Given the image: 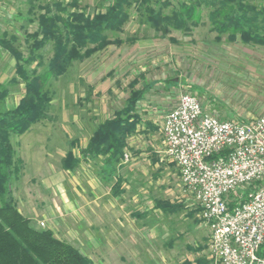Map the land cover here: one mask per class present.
<instances>
[{
	"label": "rangeland",
	"instance_id": "1",
	"mask_svg": "<svg viewBox=\"0 0 264 264\" xmlns=\"http://www.w3.org/2000/svg\"><path fill=\"white\" fill-rule=\"evenodd\" d=\"M220 1L0 0V83L9 90L3 110L20 104L28 81L46 76L40 85L46 97L41 116L24 133L11 136L15 205L31 212L36 228L52 230L92 264H117L122 256L135 257V264H220L210 250L211 232L198 204L182 188L162 132L166 114L186 93L197 96L206 112L222 120L246 123L264 115V41L245 42L240 34L233 39L230 33H218L211 15ZM245 1L264 7V0ZM194 7L197 17L188 18L185 11ZM109 11H115L117 24H104L102 39L75 40L70 25L74 14L92 19ZM43 16L56 20V34L67 44L60 60L55 39L36 47L44 36ZM258 25L264 36V21L259 19ZM9 47L23 57L16 58ZM145 88L136 103L135 128L116 134L118 159L110 164L111 152L86 154L101 126L127 107L132 92ZM48 166L66 174L71 168L65 193L56 187L42 189ZM102 167L111 176L102 182L105 191H122L103 197L96 206L109 209V224L114 221L107 250L100 223L89 218L78 223L65 200L59 199L70 196L79 214L84 213V203L90 201L88 184L101 180ZM43 196H49L57 213L46 219L37 214L43 210ZM121 212L124 242L117 247ZM77 228L83 232L75 233Z\"/></svg>",
	"mask_w": 264,
	"mask_h": 264
},
{
	"label": "built area",
	"instance_id": "2",
	"mask_svg": "<svg viewBox=\"0 0 264 264\" xmlns=\"http://www.w3.org/2000/svg\"><path fill=\"white\" fill-rule=\"evenodd\" d=\"M162 132L182 188L210 229L217 262L264 264V115L222 120L186 93L166 114Z\"/></svg>",
	"mask_w": 264,
	"mask_h": 264
},
{
	"label": "trees",
	"instance_id": "3",
	"mask_svg": "<svg viewBox=\"0 0 264 264\" xmlns=\"http://www.w3.org/2000/svg\"><path fill=\"white\" fill-rule=\"evenodd\" d=\"M195 9L196 7L186 10V16L197 17ZM155 15H151V18L159 24V19ZM117 18L115 11L97 14L92 19L77 13L73 15L75 22H71L70 25L75 33V40L85 42L90 38L97 41L102 39L100 37L102 26L105 24L108 28H114ZM259 19L264 21V7L259 9L245 0H221L211 15V22L218 33H230L233 39L235 35L240 34L245 42L264 41V36L258 32ZM40 24L44 36L37 40L36 47L44 46L51 38L55 39L60 50L58 54L60 60L66 55L67 44L56 34V20L43 16ZM260 27L264 31V26ZM9 48L16 58L23 57L12 47ZM20 74L28 81V76L23 70ZM45 78L46 76H39L28 81V93L20 104L11 110H3L1 106L8 97L9 90L0 83V264H92L77 247L56 237L52 230L36 228L32 220L17 209L14 202L12 185L17 170L11 136L24 133L41 116L46 105V97L40 93V85L46 83ZM147 90L148 88H145L132 92L127 107L118 111L113 120L105 122L90 140L85 150L86 154L111 152L107 159V163L110 164L118 159L121 155V146L118 144L116 134L135 128L136 122L139 121L136 103ZM110 139L115 142H110ZM263 252L264 246L260 254Z\"/></svg>",
	"mask_w": 264,
	"mask_h": 264
},
{
	"label": "crops",
	"instance_id": "4",
	"mask_svg": "<svg viewBox=\"0 0 264 264\" xmlns=\"http://www.w3.org/2000/svg\"><path fill=\"white\" fill-rule=\"evenodd\" d=\"M86 145H87V143H86ZM108 173L109 172H107L105 170V168L103 169V167H102L101 171H100V175H99L101 177V180L96 178V180H94V183L91 182L90 184H88V186H89L88 191H90V201L84 203L85 207H86V211H84V213L80 212V214H79L78 211H80V208L78 207V205L75 206V204H74L75 202L73 201V199L70 196H66V195L65 196H59L60 200L61 199L65 200V208L72 211V213L75 215V218L78 220L77 221L78 223L83 221L82 219H86L88 221V218L90 219L91 223L94 220H96L95 222L100 223V225H101L100 229L103 230L104 233H107V236L105 238V235L102 232L103 248H105L106 250L109 249L108 235H109V233L113 232L114 221H111V224H109V215H108L109 209H107L105 207L103 208V206H102V208H97L96 206H98V201H100L103 197H108V199H109V198H111V196H119V194L122 192L121 190L117 191V190H113V189H112V193H110L109 191H105L106 187H105L104 183L102 184V182L106 179L108 180L111 177L108 175ZM70 174H71V168H69L67 170V174H66L65 171L64 172L58 171V170L56 171L52 167L50 168L48 166L45 174L44 173L42 174L43 175L42 184L44 186V187H42V189L50 188V187H53V188L56 187V188H58L60 193H65V191H66L65 185H66V183H70V181H71V179H70L71 175ZM117 181H120V179L117 178L116 182ZM42 200H43V204H44L43 210H38L37 214L43 216V218L45 217V219H46V218H48L49 214L50 215L55 214L56 210H55V208H53V204L51 202H49V200H50L49 196H43ZM60 206H61V203H59V207ZM95 207H96V210H94ZM19 210L24 216H26L32 220L33 217L30 214L31 212L26 213L25 211H22V209H20V208H19ZM122 213L123 212H121V217L119 214H117L118 220L116 223V230L115 231L121 234V235H119L120 242H117V247H119V245H122L124 242L125 225H124V222L119 219V218L123 219L124 216ZM61 214L64 215L63 212H61ZM73 214H71V215H73ZM68 224L70 227H72L71 222H68ZM88 226H89V224H88ZM88 226H87V228H88ZM70 227H69V230L67 231L69 234H71L73 231V227H72V230ZM77 229L78 230L75 233L83 232L82 228H77ZM208 229H209V227H208ZM53 230L55 231V229H53ZM58 230L55 231V233L61 231L60 227L58 228ZM209 231H210V229H209ZM111 243H113V240H111ZM134 258L135 257H133V258L125 257L124 258L122 256L120 258V260H118L119 262H117V264H135L136 262H135Z\"/></svg>",
	"mask_w": 264,
	"mask_h": 264
}]
</instances>
